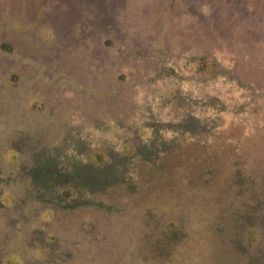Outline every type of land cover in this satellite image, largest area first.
I'll return each instance as SVG.
<instances>
[{"label": "rangeland", "instance_id": "1", "mask_svg": "<svg viewBox=\"0 0 264 264\" xmlns=\"http://www.w3.org/2000/svg\"><path fill=\"white\" fill-rule=\"evenodd\" d=\"M236 4L0 0V264H264V39L212 32Z\"/></svg>", "mask_w": 264, "mask_h": 264}, {"label": "crops", "instance_id": "2", "mask_svg": "<svg viewBox=\"0 0 264 264\" xmlns=\"http://www.w3.org/2000/svg\"><path fill=\"white\" fill-rule=\"evenodd\" d=\"M236 5V11L213 20L212 32H246L264 39V0H237Z\"/></svg>", "mask_w": 264, "mask_h": 264}, {"label": "water", "instance_id": "3", "mask_svg": "<svg viewBox=\"0 0 264 264\" xmlns=\"http://www.w3.org/2000/svg\"><path fill=\"white\" fill-rule=\"evenodd\" d=\"M141 3H143V1Z\"/></svg>", "mask_w": 264, "mask_h": 264}]
</instances>
